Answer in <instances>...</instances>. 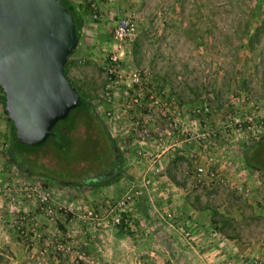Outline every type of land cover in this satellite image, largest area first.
<instances>
[{
  "label": "rangeland",
  "instance_id": "374dc122",
  "mask_svg": "<svg viewBox=\"0 0 264 264\" xmlns=\"http://www.w3.org/2000/svg\"><path fill=\"white\" fill-rule=\"evenodd\" d=\"M70 1L83 26L65 73L120 166L97 184H63L37 167L55 166L39 151L27 173L8 153L0 91V249L7 234L21 242L18 264H264V170L247 161L264 139V0ZM123 17L135 30L119 41ZM113 55L124 80L108 101Z\"/></svg>",
  "mask_w": 264,
  "mask_h": 264
},
{
  "label": "water",
  "instance_id": "95a60500",
  "mask_svg": "<svg viewBox=\"0 0 264 264\" xmlns=\"http://www.w3.org/2000/svg\"><path fill=\"white\" fill-rule=\"evenodd\" d=\"M78 42L75 16L62 0H0L2 112L20 143L42 145L80 105L64 69Z\"/></svg>",
  "mask_w": 264,
  "mask_h": 264
},
{
  "label": "trees",
  "instance_id": "16d2710c",
  "mask_svg": "<svg viewBox=\"0 0 264 264\" xmlns=\"http://www.w3.org/2000/svg\"><path fill=\"white\" fill-rule=\"evenodd\" d=\"M62 1L74 14L77 33L80 37L81 28L83 26V16L75 9V6L70 0ZM0 91L2 93V106L4 107L5 97L1 87ZM81 97L82 101L80 105L72 109L67 118L58 121L54 125L53 135L40 146H27L20 143L16 139L12 123L7 121L9 125L8 153L11 161L22 167L27 173H31L33 170L30 162H35L36 159L38 160V157L29 158L27 153L50 151L52 157L55 158L53 162L55 166L48 167L40 165V163L37 167L45 169L49 177L60 183L69 184L74 182L86 184L93 182L97 184L105 179H109L120 166L119 150L112 136L106 131L105 125L98 118L92 103L87 100L85 96L81 95ZM79 124L84 126V137L73 133V130ZM55 137H58L57 140ZM255 144L256 148L250 154L247 153V161L251 163L253 167L264 170V139H259ZM79 146L81 148L79 153H75V160L71 159L70 154H72V150ZM245 152H247V150H245ZM20 157H22V159H20ZM23 157L26 162L23 161ZM74 163H84L86 165V167L81 169L82 172H84L83 175L81 170L72 172V165ZM104 165L110 166V169H102ZM91 172L92 174L89 177L82 178V176L87 173L90 174ZM73 178H76L77 181H73Z\"/></svg>",
  "mask_w": 264,
  "mask_h": 264
},
{
  "label": "built area",
  "instance_id": "2783aa9c",
  "mask_svg": "<svg viewBox=\"0 0 264 264\" xmlns=\"http://www.w3.org/2000/svg\"><path fill=\"white\" fill-rule=\"evenodd\" d=\"M85 1V0H83ZM94 17H96V15L94 14ZM135 30V25L134 22L132 20H130L129 18L123 17L121 19H119L114 27V32H113V37L116 40L119 41H123L126 40L128 38H131V36L133 35ZM119 57H117V55H113L111 57V60L108 61L106 63V82H105V92H104V98H106L108 101L111 100V93L112 91L117 88L120 87V85H122L123 82V72L120 66V63L118 61ZM133 81L138 83L140 81V75L139 72L134 73L133 75ZM141 83H138V86H140ZM138 97L132 95L129 97V99H126V101L131 104H137L138 103ZM129 117V115H128ZM256 117V115H255ZM260 117L263 118V115H260ZM254 117H251L250 115L246 116L245 118H242V120L238 117H235V124L237 125L238 130L243 131L245 129L246 126L250 127L249 125L251 124V120ZM262 127V125L256 129L258 132L260 131V128ZM197 171L198 173L203 171V166L202 165H197ZM212 173V172H211ZM40 202L41 204H45L48 202L47 196L45 193H43L40 196Z\"/></svg>",
  "mask_w": 264,
  "mask_h": 264
},
{
  "label": "crops",
  "instance_id": "0c3cea01",
  "mask_svg": "<svg viewBox=\"0 0 264 264\" xmlns=\"http://www.w3.org/2000/svg\"><path fill=\"white\" fill-rule=\"evenodd\" d=\"M6 235H1L2 248L0 249V264H18L17 261L19 257H21V242H19L18 239L7 237ZM52 260V258L48 259L50 263L52 262ZM44 263H46V261H44L42 264ZM21 264H29L24 256H22Z\"/></svg>",
  "mask_w": 264,
  "mask_h": 264
},
{
  "label": "flooded vegetation",
  "instance_id": "af4514ba",
  "mask_svg": "<svg viewBox=\"0 0 264 264\" xmlns=\"http://www.w3.org/2000/svg\"><path fill=\"white\" fill-rule=\"evenodd\" d=\"M85 135V134H84ZM84 135H83V137H84Z\"/></svg>",
  "mask_w": 264,
  "mask_h": 264
}]
</instances>
